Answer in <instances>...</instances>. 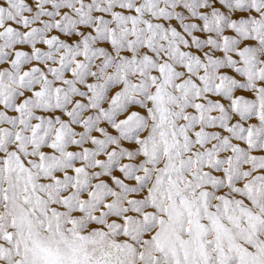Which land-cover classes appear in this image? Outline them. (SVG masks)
Masks as SVG:
<instances>
[{
  "label": "snow or ice",
  "instance_id": "1",
  "mask_svg": "<svg viewBox=\"0 0 264 264\" xmlns=\"http://www.w3.org/2000/svg\"><path fill=\"white\" fill-rule=\"evenodd\" d=\"M0 264H264V0H0Z\"/></svg>",
  "mask_w": 264,
  "mask_h": 264
}]
</instances>
